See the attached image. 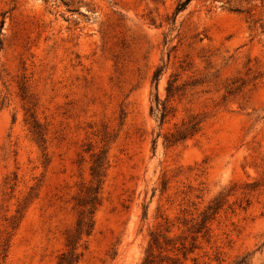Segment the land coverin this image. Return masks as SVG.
Wrapping results in <instances>:
<instances>
[{
	"label": "rangeland",
	"instance_id": "1",
	"mask_svg": "<svg viewBox=\"0 0 264 264\" xmlns=\"http://www.w3.org/2000/svg\"><path fill=\"white\" fill-rule=\"evenodd\" d=\"M185 1L0 0V264H264V0Z\"/></svg>",
	"mask_w": 264,
	"mask_h": 264
},
{
	"label": "trees",
	"instance_id": "2",
	"mask_svg": "<svg viewBox=\"0 0 264 264\" xmlns=\"http://www.w3.org/2000/svg\"><path fill=\"white\" fill-rule=\"evenodd\" d=\"M190 1L191 0H186L183 4H181L180 6H179V11L180 10H183V9H185V7L190 3ZM159 76V74L156 76V77H158ZM169 93H170V91H169ZM166 117V111L164 110V114L162 115V120H164V118ZM187 134H185V135H180V137L178 138V139H176L175 141L177 142V141H179V140H183V139H186L187 138ZM153 241H154V245L155 246H158V238L157 237H154V239H153ZM155 261L153 260V258H152V256L151 255H149V256H147L146 258H145V260H144V262H143V264H155L154 263Z\"/></svg>",
	"mask_w": 264,
	"mask_h": 264
}]
</instances>
